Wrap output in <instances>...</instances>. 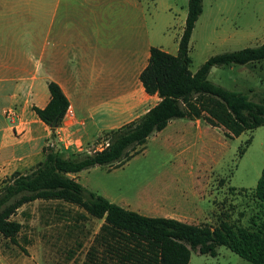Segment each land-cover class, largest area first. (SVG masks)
<instances>
[{"label":"rangeland","instance_id":"374dc122","mask_svg":"<svg viewBox=\"0 0 264 264\" xmlns=\"http://www.w3.org/2000/svg\"><path fill=\"white\" fill-rule=\"evenodd\" d=\"M187 1L119 0L125 14L121 13L117 21L121 27L130 16L135 31L151 33L154 46L175 52ZM201 8L189 41L191 72L212 55L264 42V0H201ZM7 16H0V23L3 19L7 24L11 18ZM206 77L216 85L264 103V59L243 65H214ZM9 88L5 85L0 89V125L7 128L8 151L20 153L30 146L17 144L25 136L24 122L30 120L31 102L24 99L12 105L6 98ZM34 129L33 135L39 138L42 130ZM185 139L188 144L165 147L150 138L137 154L119 166H93L82 170L77 180L111 202L146 215L167 214L212 226L223 219L243 227L263 222L264 203L253 190L264 165V125L229 138L223 127L200 119L199 134L193 127ZM106 142L102 133L88 149L83 147L78 152L100 149ZM44 143L34 147L31 157L18 166L10 164L19 162V157L2 153L0 187L12 172H26L40 161ZM73 153L62 151L64 156ZM165 196L182 202H163ZM11 219L20 223V229L16 243L0 234V264H82L102 223V219L81 207L56 199L26 202ZM189 264L251 263L225 246H218L215 256L191 251Z\"/></svg>","mask_w":264,"mask_h":264},{"label":"trees","instance_id":"16d2710c","mask_svg":"<svg viewBox=\"0 0 264 264\" xmlns=\"http://www.w3.org/2000/svg\"><path fill=\"white\" fill-rule=\"evenodd\" d=\"M201 11V0L187 1L175 54L150 47L138 78L144 91L157 94L159 100L138 119L104 131L107 142L99 150L62 154L56 142V127L69 102L57 83L48 82L46 105L31 106L50 130L41 148L43 157L26 172H12L0 187L3 237L16 243L20 223L11 216L19 206L36 199H56L102 219L82 264H189L191 251L215 256L218 246H225L251 264H264V221L243 227L223 219L212 226L146 215L111 202L71 176L93 166H119L143 148L151 133L162 130L173 118L202 119L211 126L223 127L229 138L264 125V103L216 85L206 77L214 65H243L264 59V42L212 55L191 72L189 41ZM52 122L55 127L50 126ZM249 142L246 140V146ZM253 194L264 203V165Z\"/></svg>","mask_w":264,"mask_h":264},{"label":"crops","instance_id":"0c3cea01","mask_svg":"<svg viewBox=\"0 0 264 264\" xmlns=\"http://www.w3.org/2000/svg\"><path fill=\"white\" fill-rule=\"evenodd\" d=\"M121 13L125 11L119 0H0V16L11 17L7 24L3 19L0 23V89L10 87L6 98L12 105L29 99L31 106L42 108L49 100L48 82L57 83L69 102L56 127V142L63 151L88 149L104 131L138 119L159 100L144 91L138 78L154 46L151 33L135 31L130 16L120 27ZM176 51L177 46L170 53ZM29 116L17 145L30 146L20 153L8 151L7 128L0 125V155L19 157L10 166L29 159L31 150L50 134L32 109ZM34 126L43 132L39 138L33 135ZM193 127L199 134L200 119L173 118L146 142L152 138L165 147L188 144L185 134ZM80 172L71 176L78 179ZM178 199L162 197L166 203L182 202Z\"/></svg>","mask_w":264,"mask_h":264},{"label":"water","instance_id":"95a60500","mask_svg":"<svg viewBox=\"0 0 264 264\" xmlns=\"http://www.w3.org/2000/svg\"><path fill=\"white\" fill-rule=\"evenodd\" d=\"M50 126H51V127H55V126H56V123H55V122H52V123L50 124Z\"/></svg>","mask_w":264,"mask_h":264}]
</instances>
